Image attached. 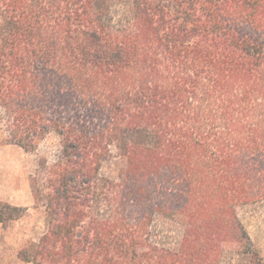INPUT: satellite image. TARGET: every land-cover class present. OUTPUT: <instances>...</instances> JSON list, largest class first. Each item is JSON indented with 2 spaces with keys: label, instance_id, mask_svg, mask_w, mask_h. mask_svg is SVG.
Returning <instances> with one entry per match:
<instances>
[{
  "label": "trees",
  "instance_id": "1",
  "mask_svg": "<svg viewBox=\"0 0 264 264\" xmlns=\"http://www.w3.org/2000/svg\"><path fill=\"white\" fill-rule=\"evenodd\" d=\"M0 130L59 148L26 261L264 264V0H0Z\"/></svg>",
  "mask_w": 264,
  "mask_h": 264
},
{
  "label": "rangeland",
  "instance_id": "2",
  "mask_svg": "<svg viewBox=\"0 0 264 264\" xmlns=\"http://www.w3.org/2000/svg\"><path fill=\"white\" fill-rule=\"evenodd\" d=\"M58 149L57 140L50 137L38 149L28 152L9 144L0 130V213H7L8 205L23 210L20 218L0 222V264H34L22 254L32 251L46 233L47 218L34 198L31 175L42 160L53 162ZM116 169L106 165L101 173L112 177ZM238 214L264 262V204L241 206Z\"/></svg>",
  "mask_w": 264,
  "mask_h": 264
}]
</instances>
